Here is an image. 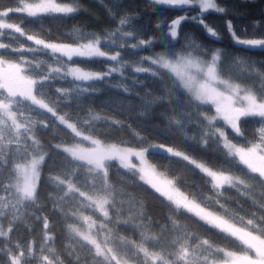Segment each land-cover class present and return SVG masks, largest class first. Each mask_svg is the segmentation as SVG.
<instances>
[{
  "label": "snow or ice",
  "instance_id": "obj_1",
  "mask_svg": "<svg viewBox=\"0 0 264 264\" xmlns=\"http://www.w3.org/2000/svg\"><path fill=\"white\" fill-rule=\"evenodd\" d=\"M149 3L186 13L166 25L169 43L163 51L152 55L141 53L154 46V38H141L134 28L128 27L131 21L127 16H122L114 29L103 34L74 28L68 34L72 42H52L28 34L20 24L6 19L12 13H24L29 18L71 17L79 10L78 0H17L15 6L0 8V37L5 35L4 30H10L9 35L18 33L34 45L25 46L15 36L12 38L17 47L0 42V50H4L0 52V255L7 257V264H33L36 259L41 264H64L54 243H50L54 236L49 231L48 217L37 211L42 206V166L49 157L38 134L50 126L68 130L72 142L61 141L53 146L59 150L57 154H64L63 164L44 178L43 187L50 190L43 198L51 203L53 212L71 215L86 226L67 224L69 256L79 261L76 248L79 245L92 257L86 264H264V215L259 217V222L255 217L243 216L234 221L226 215L227 208L220 200L221 190L226 187L236 189L241 195L248 194L256 184L264 188V71L239 57L228 63L219 49L211 51L208 58L209 50L188 36L177 50L179 29L187 20L198 21L211 38L219 39L218 32L204 20L210 11L226 13L217 0H149ZM193 8L198 9L197 14L187 15V10ZM227 29L235 44L264 50V38L237 36L231 21L227 22ZM39 52L46 53L50 59L38 58ZM11 53L20 54L19 58H9ZM24 53H31V58ZM74 58L106 64V70L82 67ZM126 70L169 82L165 96L146 93L141 98V115L164 99L171 105L185 97L187 104L179 111L173 109L168 117V130L183 134L186 140H195L187 135L188 125L201 124V145L206 147L210 140L217 144L227 157L243 166L237 170L239 174L210 167L174 147L146 144L145 138L135 130L132 134L137 146L126 141H109L105 132L123 128V122L102 116L90 107L84 115L79 110L87 107L86 98L99 91L102 85L98 82L110 83L108 78L113 74L123 81ZM245 77H259V91L243 83ZM133 79L139 82L137 77ZM56 80L67 81V86H56L53 83ZM53 87L55 95L50 92ZM116 87L129 91L123 83ZM73 105L75 113L65 110ZM187 106L198 110L197 119H185L189 116ZM247 118H259L257 139L244 138L243 143L230 139L226 129H231L235 137H243L242 123ZM160 149L167 157H178L209 178L207 183L215 194V203L225 214L209 210L205 200L211 197L190 196L181 191L176 178L160 172L148 159L151 150ZM113 169L121 180L147 186L168 202L170 214L167 223L159 225L158 234L152 231L153 223L143 203L112 182ZM65 205H70V209L66 211ZM84 208L99 213L102 219L85 215ZM125 211L127 217L122 215ZM184 213L238 241L239 250L219 247L201 238L187 224L180 223L179 215ZM25 215L43 221L44 237L38 258L34 242L28 244L27 251L19 242L14 246L11 243L13 227ZM121 223L138 230L139 240L119 235L115 225Z\"/></svg>",
  "mask_w": 264,
  "mask_h": 264
},
{
  "label": "trees",
  "instance_id": "obj_2",
  "mask_svg": "<svg viewBox=\"0 0 264 264\" xmlns=\"http://www.w3.org/2000/svg\"><path fill=\"white\" fill-rule=\"evenodd\" d=\"M57 2H67V0H57ZM17 0H0V8L15 6ZM80 9L71 17L62 16H44L41 18H29L24 13L10 14L9 22L20 24L25 28L28 34H37L42 38L52 42H72L68 34L75 28L85 33L103 34L106 31L116 27L117 21L122 16H127L131 23L129 28H134L139 36L144 39L154 38V46L145 49L141 55H152L159 53L165 49L169 43L166 39L167 27L173 19L185 15V10L172 9L167 6L150 4L149 0H78ZM217 3L226 8V13L218 14L209 12L205 14V23L216 30L219 34V39L211 38L206 30L199 22L187 20L182 22L179 29V43L176 44L177 50L185 44V37H192L197 43L208 49V58L211 51L216 49L221 50L223 57L228 63H231L235 58L239 57L248 62L250 66L264 71V50L259 48L250 49L244 46L235 44L231 34L227 29V22L231 21L237 36L245 39L264 38V0H217ZM198 9L193 8L187 10V15L192 16L197 14ZM157 25H160L158 28ZM5 35L0 37V42L8 43L13 47L19 46L13 36L25 46H34L32 42L27 41L24 37H20L18 33L9 35L10 30H4ZM4 50H0L2 52ZM130 51V50H123ZM18 53H11L9 58L18 59ZM25 57L31 58V53H24ZM36 56L40 59H50L46 53L39 52ZM82 67H88L95 71L106 70V64H101L97 61H86L81 58H74ZM133 77H137L134 80ZM108 82L101 83L99 91L93 93L86 98L87 107L79 110L81 115H84L88 107L94 112L108 117L110 119H118L123 122V128L109 129L105 132L107 138L111 142L126 141L131 146H137L132 130L138 131L145 138L146 144H164L174 147L177 150L184 151L198 161L206 163L213 168H223L224 170L234 171L238 173V169L243 166L229 157L223 150L213 141L205 147L199 142L201 124L188 125L187 135L194 136L195 140H186L183 134L170 132L167 127V120L173 114V109L179 111L182 105H186V98L181 96L179 102L174 100L169 104L167 99L162 102L152 105L151 110L144 115H141V98L145 94L155 97L165 96V88L169 83L167 80L147 78V74H135L126 70L125 78L117 74L109 77ZM246 85L252 86L255 90L260 89L259 77H245L242 81ZM56 86H67V81L56 80L53 82ZM125 84L129 91L125 92L122 87H116L119 84ZM50 92L55 95V88H51ZM210 107V106H204ZM75 113V105L71 109H65ZM189 116L185 119H197L198 110L192 106H187ZM214 114V109H212ZM50 115V114H49ZM54 119V118H53ZM202 119V117H200ZM259 118H247L242 123L243 137H235L231 129H226L230 139L244 142V138L249 141H255L256 129L259 127ZM63 129V126H61ZM101 131H105L101 128ZM38 137L44 145L45 150L49 153L45 164L42 166L41 189L42 206L39 213L46 215L49 219V231L54 236V243L57 254L64 261V264H86V261H91L92 257L84 253L79 245H76L79 261L74 256L67 254L66 245L69 243V234L67 232V224L73 223L71 215H64L59 211L53 212L51 203L43 198L46 192L43 187L44 178L49 174L55 173L63 164V153L57 154L59 150L53 146L61 141L66 143L72 142V135L68 130L50 128L38 134ZM159 153V154H154ZM148 159L157 169L166 173L169 177L177 179V184L181 191L190 196H195L197 199L202 197H211V200H205L210 211H216L220 214H225L220 205L215 203V194L211 189V185L207 183L208 179L200 173L199 169H195L193 165H188L186 161H182L178 157H167L163 152L151 150ZM53 160L55 164H53ZM123 171V170H121ZM246 172L247 170L244 169ZM110 179L117 186H123L126 193H130L143 203L144 211L153 223L152 231L155 234L159 233V225L167 223V218L170 214L168 202L160 197L147 186L133 183L131 180H121L116 175L115 169L110 172ZM147 189V190H146ZM223 195L220 197L222 203L227 208L226 215L234 221H239L241 216L247 218H257L264 215V188L258 184L253 185L250 192L246 195H241L236 189L225 188L221 190ZM204 206V204H202ZM70 205H65L66 211L70 209ZM127 208V205H125ZM93 214V213H92ZM128 216L127 211L122 214ZM97 217V215L95 214ZM190 217V214L184 213L179 215L181 224H187L201 238L209 239L213 244L224 247L229 250H239L240 245L231 237H226L225 234L218 230L205 225L202 221H198L195 217ZM5 228L8 226L7 219L4 220ZM119 235L131 237L134 240H139V231L134 230L131 225L123 223L115 225ZM44 229L42 219L38 220L35 216L25 215L13 227L11 233V243L14 246L17 242L23 245L27 251L28 244L34 242L35 256H40V245L43 242ZM47 247V246H46ZM45 254H48L45 249ZM40 262L36 259L33 264ZM0 264H7V257L0 255Z\"/></svg>",
  "mask_w": 264,
  "mask_h": 264
},
{
  "label": "rangeland",
  "instance_id": "obj_3",
  "mask_svg": "<svg viewBox=\"0 0 264 264\" xmlns=\"http://www.w3.org/2000/svg\"><path fill=\"white\" fill-rule=\"evenodd\" d=\"M79 9H80V7H79ZM165 146L166 147H170V146H167V145H165ZM156 151L163 152V149L156 150ZM133 162L138 163V161H135V158H133ZM82 211H83V213L85 215H92L94 219H102V217H100V214L99 213H93V210L92 209L84 208ZM95 214L97 215V217L95 216ZM72 218H73V223H76L78 226H80L82 228L83 227H86L85 225H83L82 222L78 221L75 217L72 216ZM100 238L102 239V237H100ZM217 255L222 256V254H217ZM38 264H41V262H38Z\"/></svg>",
  "mask_w": 264,
  "mask_h": 264
}]
</instances>
